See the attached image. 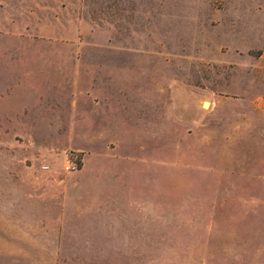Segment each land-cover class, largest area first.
Segmentation results:
<instances>
[{
	"label": "rangeland",
	"instance_id": "374dc122",
	"mask_svg": "<svg viewBox=\"0 0 264 264\" xmlns=\"http://www.w3.org/2000/svg\"><path fill=\"white\" fill-rule=\"evenodd\" d=\"M0 221L264 264V0H0Z\"/></svg>",
	"mask_w": 264,
	"mask_h": 264
},
{
	"label": "crops",
	"instance_id": "0c3cea01",
	"mask_svg": "<svg viewBox=\"0 0 264 264\" xmlns=\"http://www.w3.org/2000/svg\"><path fill=\"white\" fill-rule=\"evenodd\" d=\"M85 223L0 221V264H82L99 253L96 237H81Z\"/></svg>",
	"mask_w": 264,
	"mask_h": 264
},
{
	"label": "built area",
	"instance_id": "2783aa9c",
	"mask_svg": "<svg viewBox=\"0 0 264 264\" xmlns=\"http://www.w3.org/2000/svg\"><path fill=\"white\" fill-rule=\"evenodd\" d=\"M68 164H69V166L71 167V168H76V164H75V162H73L72 160H68ZM43 171H46V170H48V167L47 166H43L42 168H41Z\"/></svg>",
	"mask_w": 264,
	"mask_h": 264
},
{
	"label": "bare ground",
	"instance_id": "6f19581e",
	"mask_svg": "<svg viewBox=\"0 0 264 264\" xmlns=\"http://www.w3.org/2000/svg\"><path fill=\"white\" fill-rule=\"evenodd\" d=\"M203 105H204V104H203ZM207 106H208V103L205 104V107H207Z\"/></svg>",
	"mask_w": 264,
	"mask_h": 264
},
{
	"label": "water",
	"instance_id": "95a60500",
	"mask_svg": "<svg viewBox=\"0 0 264 264\" xmlns=\"http://www.w3.org/2000/svg\"><path fill=\"white\" fill-rule=\"evenodd\" d=\"M206 103H204V106H205Z\"/></svg>",
	"mask_w": 264,
	"mask_h": 264
}]
</instances>
